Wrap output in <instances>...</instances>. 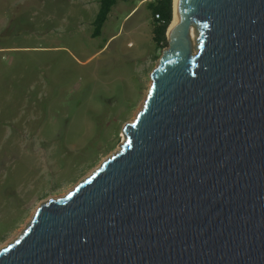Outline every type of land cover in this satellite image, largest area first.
I'll return each mask as SVG.
<instances>
[{"label":"water","instance_id":"95a60500","mask_svg":"<svg viewBox=\"0 0 264 264\" xmlns=\"http://www.w3.org/2000/svg\"><path fill=\"white\" fill-rule=\"evenodd\" d=\"M176 15L123 146L40 204L0 264H264V0Z\"/></svg>","mask_w":264,"mask_h":264},{"label":"rangeland","instance_id":"374dc122","mask_svg":"<svg viewBox=\"0 0 264 264\" xmlns=\"http://www.w3.org/2000/svg\"><path fill=\"white\" fill-rule=\"evenodd\" d=\"M148 1H118L92 38L99 0H0V250L123 146L168 48Z\"/></svg>","mask_w":264,"mask_h":264},{"label":"trees","instance_id":"16d2710c","mask_svg":"<svg viewBox=\"0 0 264 264\" xmlns=\"http://www.w3.org/2000/svg\"><path fill=\"white\" fill-rule=\"evenodd\" d=\"M118 1L126 0H99L98 12L92 22V38L100 36L102 26L108 18L111 9ZM172 1L173 0H149L147 9L151 14L150 25L152 42L155 51L160 52L167 47L166 29L172 20Z\"/></svg>","mask_w":264,"mask_h":264},{"label":"bare ground","instance_id":"6f19581e","mask_svg":"<svg viewBox=\"0 0 264 264\" xmlns=\"http://www.w3.org/2000/svg\"><path fill=\"white\" fill-rule=\"evenodd\" d=\"M176 2H177V0H173V1H172V20L170 21L169 26H168V28H167V36H169L170 32L172 31V29L174 28V26H175V24L177 23V20H178V19H177V15H176ZM189 38H190L189 40H191L190 42H192L193 44H194L195 39H197L196 29H194V26H193V25H191L190 28H189ZM151 84H152V82H150V83L148 84V89H149V87L151 86ZM142 104H144V100H143ZM140 111H141V110H140ZM137 112H138V111H136V112L134 113V117H133L132 121L135 119V116H136ZM132 121H131V122H132ZM131 122H130V123H131ZM125 140H126V138H124V140H123V144H124ZM110 156H111V155H110ZM110 156H109V157H110ZM109 157H108V158H109ZM106 160H107V158H106L103 162H105ZM81 182H82V181H81ZM72 190H73V188H72ZM53 200H55V199H53ZM37 208H38V206L35 208L34 213H33L32 216L35 215ZM29 221H31V219H29ZM29 221H28V222H29ZM28 224H29V223H28ZM20 232H21V231H20ZM2 248H4V247H2ZM2 248H1V249H2Z\"/></svg>","mask_w":264,"mask_h":264},{"label":"crops","instance_id":"0c3cea01","mask_svg":"<svg viewBox=\"0 0 264 264\" xmlns=\"http://www.w3.org/2000/svg\"><path fill=\"white\" fill-rule=\"evenodd\" d=\"M4 49H6V48H1V47H0V50H4Z\"/></svg>","mask_w":264,"mask_h":264}]
</instances>
